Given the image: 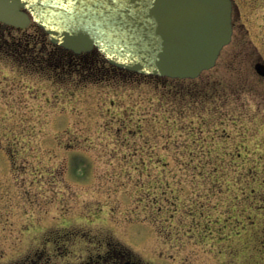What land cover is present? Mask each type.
<instances>
[{"label":"rangeland","instance_id":"rangeland-1","mask_svg":"<svg viewBox=\"0 0 264 264\" xmlns=\"http://www.w3.org/2000/svg\"><path fill=\"white\" fill-rule=\"evenodd\" d=\"M236 2L258 50L182 88L26 66L0 28V264H264V6Z\"/></svg>","mask_w":264,"mask_h":264},{"label":"water","instance_id":"water-1","mask_svg":"<svg viewBox=\"0 0 264 264\" xmlns=\"http://www.w3.org/2000/svg\"><path fill=\"white\" fill-rule=\"evenodd\" d=\"M0 22L34 23L75 54L97 49L119 69L171 79L212 69L232 34L230 0H0Z\"/></svg>","mask_w":264,"mask_h":264},{"label":"trees","instance_id":"trees-1","mask_svg":"<svg viewBox=\"0 0 264 264\" xmlns=\"http://www.w3.org/2000/svg\"><path fill=\"white\" fill-rule=\"evenodd\" d=\"M35 31L33 33L27 34L25 31H22V37L17 41L13 40L11 44V49L9 50V55L17 59L18 62L35 68H42L40 70H62L65 72H85L87 74H96L98 71L103 68L110 71V73L116 74L123 78H128L130 76H137L139 79H151L154 83L162 84H175L182 88L186 83H192L196 80H173L169 78L162 77H148L140 76L135 73L127 72L125 70H120L113 66H110L106 63L105 59L100 55V53L94 49L88 53L74 54L71 51L65 50L61 47L52 45L46 34L38 28L36 25H31L29 27ZM39 45V48H36V45ZM188 94L193 96L191 91L179 92L178 94ZM185 94V95H186Z\"/></svg>","mask_w":264,"mask_h":264},{"label":"flooded vegetation","instance_id":"flooded-vegetation-1","mask_svg":"<svg viewBox=\"0 0 264 264\" xmlns=\"http://www.w3.org/2000/svg\"><path fill=\"white\" fill-rule=\"evenodd\" d=\"M230 1H231V9H232L231 10L232 35H231L230 43L226 47L231 46V47H234L235 49H237L238 47L242 49V47L247 46V47H250L251 51H257L258 48L253 44V40L251 39L254 33L246 27V24L244 23L243 18H242L240 7L238 6L236 0H230ZM262 5L264 6V0H262ZM263 16H264V13H263ZM0 28H1V31H8V29L16 30V31H23V30H19L16 28H12L2 23H0ZM260 33H261V41H262L261 49L264 52V25ZM221 54L222 52L220 53V55ZM256 66L260 69L262 73L261 75L258 74L257 72L258 68ZM254 70L263 79V86H264V56L262 57L260 61L255 63ZM262 98L264 100V89H263ZM108 257L101 256L95 260L91 259L86 264H106V262H109L110 260H114L115 264H124L126 261L131 260L130 258L126 257L120 252L114 253L112 258H108ZM24 264H49V263L46 260L44 262L37 260V261H30Z\"/></svg>","mask_w":264,"mask_h":264}]
</instances>
